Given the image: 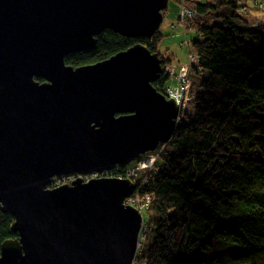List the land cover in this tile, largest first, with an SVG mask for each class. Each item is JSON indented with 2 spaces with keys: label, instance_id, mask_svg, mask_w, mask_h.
Wrapping results in <instances>:
<instances>
[{
  "label": "water",
  "instance_id": "water-1",
  "mask_svg": "<svg viewBox=\"0 0 264 264\" xmlns=\"http://www.w3.org/2000/svg\"><path fill=\"white\" fill-rule=\"evenodd\" d=\"M168 0H0V209L16 238L0 264H134L141 214L129 179L49 188L54 178L126 166L172 137L179 109L152 83L162 60L135 44L79 67L111 30L151 38Z\"/></svg>",
  "mask_w": 264,
  "mask_h": 264
},
{
  "label": "trees",
  "instance_id": "trees-1",
  "mask_svg": "<svg viewBox=\"0 0 264 264\" xmlns=\"http://www.w3.org/2000/svg\"><path fill=\"white\" fill-rule=\"evenodd\" d=\"M240 6L239 0L191 4L198 92L152 170L137 180L151 204L134 264H264V24L242 21ZM160 39L158 31L126 38L104 30L92 49L67 56L65 64H94L141 44L167 65ZM163 85L152 83L160 93ZM133 162L107 174L124 178ZM12 223L0 209V246L17 237Z\"/></svg>",
  "mask_w": 264,
  "mask_h": 264
},
{
  "label": "built area",
  "instance_id": "built-area-1",
  "mask_svg": "<svg viewBox=\"0 0 264 264\" xmlns=\"http://www.w3.org/2000/svg\"><path fill=\"white\" fill-rule=\"evenodd\" d=\"M177 1L179 2L177 3L178 20L179 22L187 25L190 23L194 15L190 7L191 5H187L188 0H177ZM245 1L246 0H239L241 5L239 9V14L241 16H243V12H246L247 7L244 4ZM254 1L261 9L264 4V0H254ZM187 45L191 49L190 42H188ZM188 60H189L188 64H180L177 68L171 67L169 64L162 65L163 73L159 78V79H163L164 82L161 94H163L166 99L174 101V103L179 109V113L182 111L185 102L188 100L190 96L189 89L191 83L189 82L188 72L190 70L191 65H193L197 61V57L192 51H189ZM168 79L171 80L170 84L167 83ZM163 147L164 144H159V146L154 151L140 155L139 156L140 159L136 160L137 162L133 167L126 170V176L123 178V179H129L136 186V189L133 192V194L127 197L123 203L125 205L135 208L141 214L143 218V222H144V212L149 210L151 204V198L149 196L141 197L139 192L137 191L138 188L137 180H139V173H140L139 171L145 169H151L153 167L154 162H156V159L158 158ZM107 172L108 171H104L102 173H89L84 175H70V176H63L61 178H54L52 181L54 184L53 186H49V188H55V187H60L62 185L70 184V182L75 180L76 178H81L84 182H87L91 179H97L101 177H113V176H109ZM117 178H121V177H117Z\"/></svg>",
  "mask_w": 264,
  "mask_h": 264
},
{
  "label": "rangeland",
  "instance_id": "rangeland-1",
  "mask_svg": "<svg viewBox=\"0 0 264 264\" xmlns=\"http://www.w3.org/2000/svg\"><path fill=\"white\" fill-rule=\"evenodd\" d=\"M194 1L197 0H188L187 5H191ZM177 3H179L177 0H168L167 2V7L163 14V20L158 28V33L161 35V39L157 46L158 54L164 57L165 59H171L169 65L175 68H177L180 64H188V54L191 49L187 45V43L190 42L195 36L193 30L188 29V24L185 25L184 23L179 22ZM244 4L247 7L246 12H243V17L239 15V18L250 26H258L260 24H264V4L261 9L254 0H246ZM193 65H191L190 70L188 72L189 82L191 83L189 89L190 96L185 102L182 111L180 112V114L182 115L192 112V99L193 96L198 92L196 84L197 78L191 72ZM167 83L170 84L171 80L168 79ZM136 162L137 161H134L133 164L135 165ZM152 168L139 171V177L140 175H147V173L150 172ZM142 178L144 179L145 177L143 176ZM143 179L140 180L141 184L144 183ZM149 211L150 209L144 212V220L146 222L149 218ZM145 226L146 224L144 223L140 234V241H142L143 239Z\"/></svg>",
  "mask_w": 264,
  "mask_h": 264
},
{
  "label": "bare ground",
  "instance_id": "bare-ground-1",
  "mask_svg": "<svg viewBox=\"0 0 264 264\" xmlns=\"http://www.w3.org/2000/svg\"><path fill=\"white\" fill-rule=\"evenodd\" d=\"M191 7V6H190ZM152 152V151H151ZM144 224V223H143Z\"/></svg>",
  "mask_w": 264,
  "mask_h": 264
},
{
  "label": "flooded vegetation",
  "instance_id": "flooded-vegetation-1",
  "mask_svg": "<svg viewBox=\"0 0 264 264\" xmlns=\"http://www.w3.org/2000/svg\"><path fill=\"white\" fill-rule=\"evenodd\" d=\"M115 167H117V166H115Z\"/></svg>",
  "mask_w": 264,
  "mask_h": 264
}]
</instances>
